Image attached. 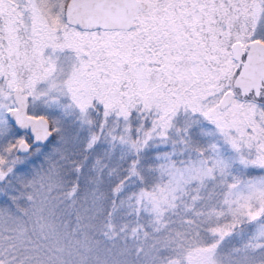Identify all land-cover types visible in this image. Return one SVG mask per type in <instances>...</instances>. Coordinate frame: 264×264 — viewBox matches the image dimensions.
Returning a JSON list of instances; mask_svg holds the SVG:
<instances>
[{"label":"snow or ice","instance_id":"1","mask_svg":"<svg viewBox=\"0 0 264 264\" xmlns=\"http://www.w3.org/2000/svg\"><path fill=\"white\" fill-rule=\"evenodd\" d=\"M0 264H264V0H0Z\"/></svg>","mask_w":264,"mask_h":264}]
</instances>
